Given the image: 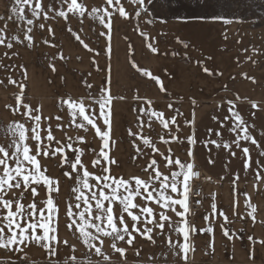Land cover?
<instances>
[{
	"label": "snow or ice",
	"instance_id": "snow-or-ice-1",
	"mask_svg": "<svg viewBox=\"0 0 264 264\" xmlns=\"http://www.w3.org/2000/svg\"><path fill=\"white\" fill-rule=\"evenodd\" d=\"M59 2V9H53L44 0H10L5 14L0 15V47L12 49L14 44L32 47L36 28L42 32L46 29L54 38L53 28L45 22L60 18L66 22V30L75 41L99 56L100 53L81 38L82 27L79 30L67 27L70 15L81 25L90 19L103 26L105 31L99 35L107 38L105 55L108 57L112 52L116 16L124 20L134 18V31H139L146 41L149 40L148 35L140 30L139 20L142 14L152 16L150 6L153 0H147V3L146 0H126L133 8L131 13L122 0H103L98 6L89 5L86 0ZM26 9L30 15H26ZM50 12L54 14L50 15ZM215 19L225 24L232 23L222 17ZM10 22L24 27H19L17 32L10 27ZM146 23L151 24L153 20L148 19ZM43 43L50 42L45 39ZM50 46L55 47L54 44ZM146 46L153 53L158 52L152 43ZM4 56L11 59L8 52ZM58 58L65 59L62 52ZM92 63L97 62L93 59ZM50 67L56 71L54 64ZM132 67L154 81L161 92H166L159 77L140 68L134 60ZM0 68L7 70L8 66L0 64ZM203 71L213 74L207 67ZM22 75L26 81V69ZM244 78L256 82L246 73ZM105 79L106 83L100 87L98 95L85 92L82 96L61 97L57 113L49 115L44 114L42 103L29 99L26 83L8 76L6 85L0 79V86H14L16 89L12 93V103L5 105L9 122L0 125V252L7 254L0 256V264H36L30 259L34 250L43 254L45 264H129V250L137 257L135 264H143L138 240L147 241L156 248L148 256V264H190L189 254L196 250L191 237L197 228L189 217L195 215L193 207L200 206L205 199L197 190L200 185L195 183L200 178L195 165V135L185 138L193 149H186V158L182 160L171 147L173 143L184 142L179 135L182 128L176 119L182 113L176 109L173 116L166 117L165 111L153 107L151 99L137 96V101L143 106L138 108L137 131L129 128L128 134L133 137L134 155L143 158L144 163L139 174H114L113 166L119 168L120 165L112 155L116 146L113 102L125 97L113 96L110 79L107 76ZM92 87L86 84L87 89ZM240 100L239 94L235 100L226 99L224 103L228 104L229 115L218 121L221 128H227L235 138L231 143L223 142L222 133L217 131L220 140H209L208 143L217 149H227L231 156L236 155L233 146L239 149L244 157V169H251L255 180L264 181L261 175L264 164L257 161L256 168H252L247 145L255 146L261 157H264V148L249 131L255 125L248 124L237 110ZM192 104L195 106L196 101L193 100ZM251 106L254 109L260 107L256 102ZM218 107L223 108V103ZM167 108L172 109L173 105L169 104ZM192 122L194 124V120ZM57 130L61 134L59 138ZM70 130L72 134H69ZM157 140L165 145L163 150ZM51 168L59 169V174H53ZM239 180L237 175L233 185H237ZM211 197L215 201L216 195L211 194ZM245 197V208L250 209L247 215L255 222L258 208L251 203L250 196L245 194ZM210 207L211 212L204 219L214 220L218 213L222 234L229 240L239 238L234 232L230 234L226 227L233 222L226 212L218 211L215 202ZM239 207V200L234 197V215H239ZM199 231L214 234L212 226ZM258 242L264 244V240ZM209 246L214 248V239ZM249 258L254 259V253Z\"/></svg>",
	"mask_w": 264,
	"mask_h": 264
},
{
	"label": "crops",
	"instance_id": "crops-1",
	"mask_svg": "<svg viewBox=\"0 0 264 264\" xmlns=\"http://www.w3.org/2000/svg\"><path fill=\"white\" fill-rule=\"evenodd\" d=\"M86 2L98 6L103 0ZM122 2L131 13L133 11L131 4L126 0ZM44 3L50 4L53 9L60 7L59 0H44ZM9 4L10 0H0V15L5 14ZM53 14L50 12V15ZM26 15H30L27 9ZM144 15L146 14H142L141 17ZM45 23L53 28L54 38L46 29L42 32L36 28L33 32L35 41L32 47H27L26 44H14L12 49L0 47V64L8 66L7 70L0 68V79H3L6 85L8 76L26 83L29 99L34 103H42L44 114L49 115L57 113L61 97L82 96L85 92L98 95V90L106 83L107 76L110 79L111 94L115 97H125L123 100L116 99L113 102V138L116 140V146L112 155L120 165L119 168L113 166L114 174L117 175L139 174L144 163L143 158L134 155L133 137L128 134L129 128L133 132L137 131L138 108L143 106L136 97L151 99L153 107L165 111L166 117L173 116L178 109L182 115H178L176 119L182 128L179 135L184 142L173 143L171 147L176 155L184 160L185 150L193 149V145L185 138L194 134L197 141L194 146L195 165L204 176L203 207L194 216L189 217L197 228V232L191 237L196 250L189 254L190 264H264V244L258 242L264 240V223H261L264 221V181L255 180L254 172L251 169H244V157L239 149L233 146L232 150L236 155L231 156L227 149L223 147L217 149L208 143L209 140H220L216 135L217 131L222 133L223 142L231 143L235 138L227 128H221L218 121L229 115L228 104L224 101L235 100L239 94L241 100L237 102V110L248 124L255 125V128H250L249 131L260 142L261 148H264V135L261 134L264 133V111L251 106L252 102L264 103V45H259L260 41L257 38L263 37L264 32L255 31L253 45L248 44L247 34L245 37L240 34L237 46L232 45V36L220 25L198 20L184 21L162 29L155 46L158 52L151 53L146 46L145 38L140 32L134 31L136 27L134 18L124 20L116 16L111 40L112 52L108 57L105 55L107 38L99 35L105 30L98 22L86 19L81 25L70 15L67 27L73 30L82 27L81 38L98 51L99 56L88 52L74 40L66 30V22L63 19L57 18ZM128 25L132 26L124 29V26ZM10 27L18 32L19 27L24 25L20 24L17 27L10 22ZM139 38L141 40L138 41L142 44L136 45ZM45 39L50 43H43ZM52 44L55 47L50 46ZM5 52H8L11 59L4 56ZM61 52L64 60L58 58ZM144 53L154 54V59L152 58L154 63L151 62L149 70L160 78L166 92H161L154 81L139 72L137 74L132 67L133 60L139 66V60ZM136 54L139 55L138 61ZM248 57H251V60ZM93 59L96 60V64L92 63ZM146 61L145 67L148 64ZM53 64L56 71H52L50 67ZM204 67L213 74L205 73ZM24 69L27 70L26 81L22 75ZM245 73L249 77H254L256 82L244 78ZM86 84L93 85L92 89H87ZM15 91L14 86L7 88L0 86V125L9 122L5 105L12 103V93ZM193 100L196 101L195 106L192 104ZM221 103L223 108L218 107ZM169 104L173 105L172 109L167 108ZM209 129L212 131L209 132ZM69 134H72L71 130ZM56 135L60 137L59 130L56 131ZM156 143L163 150L165 145L159 140ZM247 146L250 147L252 168H256L257 161L264 164V157L259 156L255 146ZM51 171L53 174H59V169L51 168ZM237 175L240 177L238 186L232 183ZM261 175L264 176V171ZM211 194L216 195L215 201L212 200ZM245 194L251 197V203L258 208L255 222L247 215L250 209L245 208ZM234 197L239 200V215H234L232 211ZM213 202L217 204L218 211L226 212L229 220L233 221L226 227L230 229V234L234 232L239 238L229 240L222 234L219 227L221 218L218 213L214 220L204 219L211 212L210 205ZM207 226L214 228V234L199 231ZM180 239L182 241V237ZM213 239L214 248L209 246ZM137 245L142 247L140 259L143 264H148V256L155 252L156 248L144 240H138ZM251 253H254V259L249 258ZM5 255L7 254L0 252V256ZM30 259L35 260L36 264H45L43 254L39 251L34 250ZM136 260L134 252L129 250V264H135Z\"/></svg>",
	"mask_w": 264,
	"mask_h": 264
},
{
	"label": "rangeland",
	"instance_id": "rangeland-1",
	"mask_svg": "<svg viewBox=\"0 0 264 264\" xmlns=\"http://www.w3.org/2000/svg\"><path fill=\"white\" fill-rule=\"evenodd\" d=\"M151 12V17L146 14L140 18L139 28L149 37L146 45L152 43L154 47L157 46L160 39L158 35L161 34L162 29L184 21L198 20L220 25L232 36V45L237 46L239 45L240 34H243L244 37L247 34L248 44L253 45L255 31L264 32V0H153ZM217 17L230 19L232 23L225 24L222 20L215 19ZM148 19H152L153 23H146ZM161 21L166 22L161 23ZM129 26L132 25L124 26V29ZM257 38L260 41L259 45H264V34L263 37ZM138 40L141 39H137L135 44H142ZM138 58L139 55L136 54V61ZM152 58L154 59V54L144 53L139 60V67L149 70L151 62L154 63ZM145 61L148 62L146 67ZM258 104L259 108L264 109V103Z\"/></svg>",
	"mask_w": 264,
	"mask_h": 264
},
{
	"label": "built area",
	"instance_id": "built-area-1",
	"mask_svg": "<svg viewBox=\"0 0 264 264\" xmlns=\"http://www.w3.org/2000/svg\"><path fill=\"white\" fill-rule=\"evenodd\" d=\"M199 170V169H198ZM200 171V178L196 180V184L200 185V187L197 189L198 191H201V193L203 195H205L204 193V187H203V183H204V176H203V173L201 170ZM193 199H199V197H194ZM203 204H204V201L203 203L200 205V206H194L193 207V211L196 213L198 212L199 210H201V208L203 207Z\"/></svg>",
	"mask_w": 264,
	"mask_h": 264
}]
</instances>
